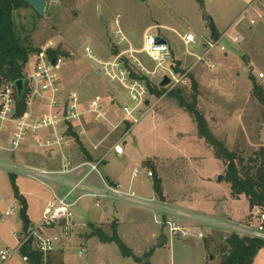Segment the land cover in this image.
Wrapping results in <instances>:
<instances>
[{
  "label": "rangeland",
  "instance_id": "374dc122",
  "mask_svg": "<svg viewBox=\"0 0 264 264\" xmlns=\"http://www.w3.org/2000/svg\"><path fill=\"white\" fill-rule=\"evenodd\" d=\"M202 1L201 6L198 0H46L44 17L29 6L13 13L16 33L25 46L39 49L51 41L65 53L59 82L75 91L83 106L98 96L107 110L111 102L115 104L110 109L115 114L126 102L121 88L108 83L83 53V47L89 45L99 56L108 57L114 50L111 33L116 20L134 49L141 48L147 28L152 27L150 34L162 37L171 48V60L164 67L173 64L185 75L186 81L168 85L162 92L160 80L168 72L159 68L148 81L160 94L148 96L147 106L136 125L131 127L124 122L113 131L106 122H94L91 127L97 131L95 138H91L93 130L86 126V134L81 139L91 138L92 142L105 139L95 152L97 160L105 155V164L97 167L102 178L129 186L138 196L177 207L183 216H167L166 220L192 233L200 232L202 238H175L157 248L159 241L151 235L158 232L163 241L168 239V233L165 226L154 223L151 211L116 201L107 205L110 210L103 213V205L95 207L94 200L86 198L72 207L76 227L69 236H64L58 228L42 230L45 236L60 235V249L52 253L51 262H60L62 255L63 264H138L122 256L115 243L102 245L96 238L80 239L88 222L107 224L117 220L121 224L118 230L121 242L137 257L147 252L152 264H220L216 249L229 232L217 229L214 223L209 225L210 220L230 221L256 229L258 216L245 198L232 197L231 186L224 180L223 163L198 136L192 117L169 94L179 88L189 94L192 83L188 77L192 75L198 85L197 108L211 133L245 159L258 152L262 145L258 131L264 119V106L253 97L252 84L254 80L264 91V0ZM209 17L219 34L217 44L225 50L215 48L202 61H197L196 57L205 53V42L211 40ZM188 31L194 34L196 44L185 47L180 37ZM136 56L149 70L153 71L157 65L145 53ZM121 138L124 155L117 156L112 151V143ZM76 146L74 151L82 155L83 146ZM133 170L139 171L135 179H131ZM147 171L152 172L151 178L146 176ZM156 177L160 179L161 198L154 195L152 188ZM11 179L25 199L27 216L34 226L42 219L49 191L34 179L0 169V252L13 253L22 227L20 204ZM7 211L9 216L4 215ZM157 217L161 219L159 214ZM106 224L104 230L110 233ZM206 238L210 240L209 250L203 243ZM81 250L84 254L79 256ZM21 256L17 251L3 264H25ZM254 264H264V247L257 253Z\"/></svg>",
  "mask_w": 264,
  "mask_h": 264
},
{
  "label": "built area",
  "instance_id": "2783aa9c",
  "mask_svg": "<svg viewBox=\"0 0 264 264\" xmlns=\"http://www.w3.org/2000/svg\"><path fill=\"white\" fill-rule=\"evenodd\" d=\"M254 24V21H251ZM115 29L111 33L112 47L120 48L117 55L109 57L99 56L94 48L89 45L83 47L85 59L95 66L102 77L110 84L121 88L125 95V104L122 106L119 114V125L127 122L131 127L136 125L141 119L142 110L147 106V98L149 96L148 81L157 74L159 68H164L168 75L170 85L185 84V75L164 67V63L171 60V51L166 42L158 38V36L146 33L143 37L142 49L140 51L133 50L129 47L128 40L122 30L118 27V21L114 22ZM237 38L233 41L236 42ZM163 41V42H161ZM183 46L196 44L194 34L189 32L180 37ZM127 45L128 47H124ZM206 50L201 57H196L197 61H202L203 56L215 48L224 51V47H219L217 41L205 42ZM58 46L53 42L47 41L38 51L29 55L28 61L24 70V90L22 92L21 102L24 105V111L18 113L19 101L14 82L2 81L0 84V131L10 129L11 136L9 142V152L12 153L23 142L27 141L31 134H36L41 131H47L48 134L38 141V148L45 150L55 149L61 151L66 140V132L69 130L76 136L84 135V120L85 115L90 116L95 122H108L106 110L103 106V101L96 96L89 100L86 106L79 98L75 91L64 92L60 82L59 74L65 64V56L60 54L53 55L58 51ZM137 53H145L151 60L156 62L153 71H148L141 65ZM53 62V63H52ZM138 75L134 78L133 75ZM262 77V74H259ZM144 77V78H143ZM118 126H113V130ZM130 127V128H131ZM75 129V131L73 130ZM128 130H126L127 132ZM96 149V146H93ZM114 154L120 156L123 153L121 140L112 146ZM62 163L59 170L44 171L35 168L17 167L12 164L0 162V166L11 173H18L34 179L37 182L47 185L51 181L69 187V191L64 195L52 193L51 200L46 204L42 214V219L37 226L31 227L28 232H21L17 236V246L13 253L8 250L0 252V263L11 258L14 253L20 251L26 244H30L31 250H36L41 254L43 262L52 254L60 242V235L45 236L42 233L44 229L58 228L64 236H69L73 227H76L75 218L72 213V206L76 201H72V193L74 191H83L78 199L89 197L95 200V205L99 206L103 199H113L117 201H125L136 205L148 207L153 214L154 223L165 226L168 233V240L175 238L187 240L190 238H202L200 232L192 233L190 229L180 227L176 223L166 220L167 216H183L180 211H173L171 208L163 205L154 198L146 199L137 196L134 192L122 189L118 184L105 185L103 190H96L84 186L82 180L79 182L67 181L66 177L71 171H75L81 167H89L90 171L96 172V165L89 162L73 166L66 155L62 154ZM133 179L138 176L139 171L133 170ZM148 178L152 177V172L146 173ZM14 211L15 209H11ZM253 213L258 216V225L256 229L238 226L232 222H222L210 220L208 224L214 223L217 229L230 234L239 236H249L259 238L264 241V213L253 210ZM161 217L158 220L157 215ZM5 216H9L10 212H5ZM84 250H81L79 255H83ZM21 261L30 264L26 256H21Z\"/></svg>",
  "mask_w": 264,
  "mask_h": 264
},
{
  "label": "trees",
  "instance_id": "16d2710c",
  "mask_svg": "<svg viewBox=\"0 0 264 264\" xmlns=\"http://www.w3.org/2000/svg\"><path fill=\"white\" fill-rule=\"evenodd\" d=\"M198 1L202 6L203 1ZM28 6L31 7L23 0H0V84L2 81L15 82L19 79L24 80L23 72L29 55L38 51V49L25 46L15 30L13 13L22 7ZM118 51V48H115L111 54L117 55ZM56 54L65 56V53L60 50L53 53V55ZM174 70L180 72L175 66ZM133 77L136 79L139 76L133 75ZM189 79L192 83L189 94L186 93L185 90L179 88L171 90L169 97L175 99L178 106L186 112L188 116L192 117L196 124L198 136L212 148L215 157L223 163L224 168H226L224 180L231 186L232 197L235 199L243 197L249 203L252 211L257 210L264 213V145H261L258 152L246 159L243 158L238 151L227 148L224 142L211 133L205 117L199 112L197 108L198 85L197 82L194 81L192 75H189ZM159 90L163 92L164 88L160 87ZM159 90H157L156 87L151 88L149 84V95L158 96L160 94L158 92ZM252 95L264 106V91L254 80L252 84ZM21 99H18L19 114L24 111V105ZM68 133L74 137V134L71 133L70 130ZM81 152L88 157L85 149L81 148ZM88 159L90 158L88 157ZM11 180L15 197L20 204L19 221L21 222L22 232L26 233L31 229V223L27 216L26 202L17 191L14 180ZM152 188H154L155 195L161 198L162 190L158 177L153 179ZM88 227L90 229L89 236L97 237L102 243H115L121 255L124 257L131 258L138 264H141V261L148 257L147 254H145V256H142L140 259L136 258L126 244L121 242L117 237L116 228H114L113 233L108 236L93 225H89ZM203 243L209 250L210 240L206 238ZM263 247L264 241L259 238L230 234L223 238L222 243L216 249V253L218 254L220 264H254L257 253ZM20 253L22 256L28 258L30 264L49 263L48 258L43 262L41 254L36 250H31L29 243L21 248Z\"/></svg>",
  "mask_w": 264,
  "mask_h": 264
},
{
  "label": "crops",
  "instance_id": "0c3cea01",
  "mask_svg": "<svg viewBox=\"0 0 264 264\" xmlns=\"http://www.w3.org/2000/svg\"><path fill=\"white\" fill-rule=\"evenodd\" d=\"M242 1L243 2H246L247 0H242ZM249 3H251V2H249ZM250 5L251 4H248L249 8H250ZM151 28L152 27H150L149 30L147 28V32L146 33H150ZM188 33H189V31H188ZM188 33H186V34H188ZM217 35H219V34L217 33ZM158 38H160V39H162L164 41V39L162 37L158 36ZM218 38H219V36H218ZM164 42H166V41H164ZM128 43H129V41H128ZM124 47H128V46L125 45ZM129 47H131L130 46V43H129ZM115 48L116 47H113V49H115ZM131 48L133 50L140 51L142 49V44H141V48L140 49H136V48L134 49L133 47H131ZM169 48H170V46H169ZM118 50H121V49L118 48ZM170 51H171V48H170ZM111 55L112 54H110L109 56H111ZM136 55L137 54H135V56ZM172 65L173 64H171V66ZM145 68L148 71H152V70H149L147 67H145ZM64 85H65L64 83H63V85H61V86H63L62 88H63L64 92L72 91V89H67L66 86H64ZM114 105L115 104L113 102H111V105L108 107V110H107V107L105 106V104L103 102V106H104V108L106 110V116L107 117H110V119H111V120L108 119V122H106V123H108V125L110 127L118 126L119 125V121H120V118H119L120 111L119 112H115V114H112L111 113V110L110 109H112ZM86 116L88 118H85ZM113 118H115V119H113ZM82 119L84 120V126H85V128H84V131H85L84 135L86 134V126H89V128H91L90 130H93V131H91L92 132L91 138H93V137L95 138V135H96V132L97 131L94 130L93 127H91V125H93L95 121L90 116H88V115H85ZM120 125H119V127H120ZM119 127L117 129H115V130H118ZM73 130L75 131V129H73ZM97 130H98V128H97ZM115 130H113V131H115ZM125 133L126 132H124V134ZM47 134H48L47 131H41V132L36 133V134H31V136L28 137L29 139L27 141L23 142L16 150H14V152L10 153L8 150H9V142H10L11 131H10V129H7L5 131H0V162L6 163V164H12V165H15L17 167H25V168H31V169L32 168H35V169H40V170H44V171H49L50 172V171H54V170H59L60 169L61 163H62V155H61V153H62L64 155H66V157L68 158V160L70 161V163L73 166H75V167L78 166V165H80V164H84L85 162H89L91 164L96 165V172L90 171L89 167H87V166L78 168L75 171H71L66 177H64L67 181L69 180L71 182H79V181L82 180V184L84 186L86 185L87 187L92 188V189H96V190H103V188L105 187L106 184L107 185L117 184V183H115L116 181H111L110 179L102 178L101 175L99 174V172H97V167L99 166V164L100 165L105 164V160H104V156L105 155L102 156V158H100V159L98 158L99 160H97L96 159L95 152L103 144V142H104L105 139H102L100 141L97 139V140H95V142H92L91 141V138H90V140H88L86 138L87 140L83 141L81 138L84 135H81V136L74 135V137H73L70 133L66 132V135H65L66 136V140H65V143H64L65 145H64V147L62 148L61 151L55 150V149H50L49 151L48 150H46V151L44 150L43 151L42 149H39L38 148V141H40L39 139H42L41 137L44 138ZM123 137H124V135H123ZM122 139L123 138H121L120 140L122 141ZM119 141H117V142H119ZM117 142H113L112 143V146L114 144H116ZM75 144L76 145H82L83 148L86 150V152L88 154V157L90 159H88V157H86L83 154L82 155L76 154V152L74 151V147L76 148L77 146ZM93 146H96L97 148L94 149ZM122 155H124V154L122 153ZM0 169L6 170V169H4L1 166H0ZM6 171H8V170H6ZM14 174H18V173H14ZM20 175H23V174H20ZM23 176H25V175H23ZM25 177H27V176H25ZM131 179H133V174H132V178ZM39 184L42 185L43 187H45L47 191H49V194H48L47 198L44 200L43 212L45 210L44 208H45L46 204L51 200L52 193L53 192H55L57 195H60L61 196V195L66 194L69 191V187H67V186L59 183L58 181H51L50 183H47V185H43L41 183H39ZM123 186H120V187L121 188L123 187L124 190H126V191L134 192L133 190L130 189L129 186H126V185H123ZM84 193L85 192H83V191L82 192L81 191H74L72 193L71 199H72V201H76V203L72 207H74L77 203H79L83 199H86V198L91 199L89 197H85V198L78 199L80 197V195H83ZM154 195H155V192H154ZM140 197H142V196H140ZM91 200H94V199H91ZM116 201L117 200H113L111 198H109V199H103L102 201H100L99 206L103 205L102 206L103 207V213H107L110 210V208L107 205L113 204ZM157 201H159L161 203L160 200H157ZM94 202H95V200H94ZM122 202H125V201H122ZM125 203H128V204H130L132 206H136V207H140V208H143V209H147L148 211H150L148 207H144V206H141V205L138 206L136 204H132V203H129V202H125ZM162 204L163 205H166L165 203H162ZM99 206H96L95 205V207H99ZM167 207L171 208L173 211H175V210L176 211H180L177 207H171V206H167ZM43 212H42V214H43ZM171 217H173V216H171ZM82 218L83 217L80 215L79 216V220H82ZM105 224L106 223L103 224V223H95V222H88V223H86V231H85L84 237L83 236H79V238L80 239H84L86 241L89 238H96L98 240V242L101 243L102 245H104L105 243H111V242L102 243L101 241H99V239L97 237H94V236L91 237V236H89L90 229H89L88 226L89 225H93L95 228L101 230L103 233H105L108 236H110L113 233V229L116 228V234H117V237H118V230L120 229L121 224H119V222L117 220H115V219L112 220L111 222H108L106 225H109V227L111 229V232L110 233H107L104 230ZM33 226L34 225H30V227H33ZM151 238H155V240L159 241L157 243V245H158L157 248L158 247L160 248V246L162 247L164 244H166L168 242L167 241L168 240L167 238L166 239H163V241H162L161 238L159 239L158 232H157V235L152 234L151 235ZM119 240H120V238H119ZM58 249H60L59 246L53 252H55ZM129 249L132 251L131 248H129ZM151 250H152V248H150V251ZM132 253L134 254L133 251H132ZM146 253L147 252H144V254H146ZM50 256L48 257V262H49L48 264H63L62 255H61V261L60 262H51V257ZM79 256H82V255H79ZM135 257H137V256L135 255ZM137 258H140V257H137Z\"/></svg>",
  "mask_w": 264,
  "mask_h": 264
},
{
  "label": "water",
  "instance_id": "95a60500",
  "mask_svg": "<svg viewBox=\"0 0 264 264\" xmlns=\"http://www.w3.org/2000/svg\"><path fill=\"white\" fill-rule=\"evenodd\" d=\"M25 1L27 4H29L32 9L37 13L39 14L41 17H44L45 14V7H46V0H23ZM99 13V11H98ZM208 27L210 29V37L213 41H217L218 39V35L216 33V29L214 27V23L211 19V17L208 18ZM163 42V41H161ZM53 63V62H52ZM171 69H173V67H171ZM170 80L167 76H164L161 80V84H160V87L164 88L168 85H170ZM23 80L19 79V80H16L14 82V86L16 87V91H17V96H18V99H21L22 97V92L24 90V85H23ZM259 143L264 145V119L261 121V124L259 126ZM219 181L222 180V177H219L218 179ZM141 264H152L150 262L149 259H143L141 261Z\"/></svg>",
  "mask_w": 264,
  "mask_h": 264
}]
</instances>
